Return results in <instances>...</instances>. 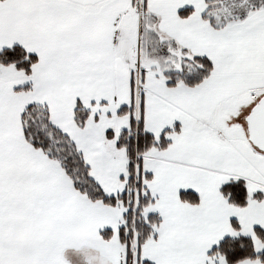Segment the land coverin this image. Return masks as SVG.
Returning <instances> with one entry per match:
<instances>
[{
  "label": "snow or ice",
  "instance_id": "6c2138e0",
  "mask_svg": "<svg viewBox=\"0 0 264 264\" xmlns=\"http://www.w3.org/2000/svg\"><path fill=\"white\" fill-rule=\"evenodd\" d=\"M0 264H264V0H0Z\"/></svg>",
  "mask_w": 264,
  "mask_h": 264
}]
</instances>
